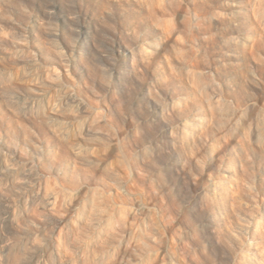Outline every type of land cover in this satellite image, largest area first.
I'll list each match as a JSON object with an SVG mask.
<instances>
[{"label":"rangeland","instance_id":"1","mask_svg":"<svg viewBox=\"0 0 264 264\" xmlns=\"http://www.w3.org/2000/svg\"><path fill=\"white\" fill-rule=\"evenodd\" d=\"M264 0H0V264H264Z\"/></svg>","mask_w":264,"mask_h":264},{"label":"clouds","instance_id":"2","mask_svg":"<svg viewBox=\"0 0 264 264\" xmlns=\"http://www.w3.org/2000/svg\"><path fill=\"white\" fill-rule=\"evenodd\" d=\"M254 18L259 21L260 25L264 27V9H258L254 13Z\"/></svg>","mask_w":264,"mask_h":264}]
</instances>
